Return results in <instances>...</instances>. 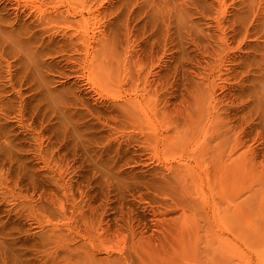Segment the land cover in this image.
I'll return each mask as SVG.
<instances>
[{"label":"rangeland","instance_id":"374dc122","mask_svg":"<svg viewBox=\"0 0 264 264\" xmlns=\"http://www.w3.org/2000/svg\"><path fill=\"white\" fill-rule=\"evenodd\" d=\"M178 1L0 0V264H264V0Z\"/></svg>","mask_w":264,"mask_h":264},{"label":"bare ground","instance_id":"6f19581e","mask_svg":"<svg viewBox=\"0 0 264 264\" xmlns=\"http://www.w3.org/2000/svg\"><path fill=\"white\" fill-rule=\"evenodd\" d=\"M46 1V0H45ZM122 1V0H121ZM73 2V1H72ZM186 2V0H179L178 2H177V6H176V11H175V13L177 14V16L179 17V18H182V15L183 14H185V13H183L184 11H185V6L183 7L182 5L184 4ZM209 2V1H208ZM185 5V4H184ZM50 7V6H49ZM90 7V6H89ZM60 8V7H59ZM55 9L54 8V10H51L50 12H48L47 14L45 13V15L43 16V18H41V22H40V24L41 25H44L47 21H49V19H50V17L52 18V16H56V15H62V17L63 16H66V11H67V9H65V11H63V9ZM171 8V7H170ZM35 9V8H34ZM48 9V8H47ZM90 9V8H89ZM188 9V8H187ZM31 11V10H30ZM38 11V10H37ZM89 11V10H88ZM188 11V10H187ZM41 12H43V11H41ZM45 12H46V9H45ZM68 12H69V10H68ZM70 14V13H69ZM69 14L67 15V16H69ZM80 16V15H79ZM8 17V16H7ZM81 17H82V15H81ZM20 18H21V16H20ZM68 18V17H67ZM82 18H84V16L82 17ZM81 18V19H82ZM7 19V18H6ZM9 19V18H8ZM12 19V18H11ZM39 19H40V17H39ZM56 19V18H55ZM62 19H64V18H62ZM0 20H2V18H0ZM19 20V19H18ZM51 20V19H50ZM65 21H66V19H65ZM10 22V21H9ZM8 22V23H9ZM18 22H20V21H18ZM21 23V22H20ZM16 24V23H15ZM47 24H49L48 22H47ZM4 25V24H3ZM12 25H13V23H12ZM9 26V25H8ZM37 26V25H36ZM36 26L34 27V28H36ZM4 27V26H3ZM1 25H0V36H1V39L3 38H9L8 39V42H13V43H10V44H13V46H14V44L18 47V48H21V49H23V51H25L27 54L29 53V54H33V58L37 55V53L39 52V53H41L42 54V50L43 49H41L40 51H39V48H36L35 50H33V47L34 46H36V45H34L33 46V43L34 42H38V41H40V43L42 42L43 44H44V42H45V40L47 41V43L45 42V44H46V49H44L45 51L46 50H49L48 49V47H50V44L49 43H51V42H53V41H55V43L56 44H58L57 46L58 47H53V48H51V49H56V48H58V50H60V52H61V50H64V49H62V47H61V42H63L64 40H65V42H64V44L66 43V38L65 37H60V38H57L56 36V38L54 39L53 37H51L50 36V34H49V36H47L46 35V37H48V39L46 38V37H44L43 36V34H44V32H46L48 29H46V30H42V28L40 27V30L37 32H33L32 33V35H31V32L33 31V30H35V29H31L32 28V26L30 27V25L29 24H24V22H23V24H18L17 23V25L15 26H10L8 29H4ZM6 27V26H5ZM30 27V28H29ZM46 27V24H45V26H44V28ZM48 27V26H47ZM50 27V26H49ZM37 28H39V27H37ZM36 28V29H37ZM32 30V31H31ZM24 33L25 34H29V36L27 37V38H21L22 37V35L23 36H25L24 35ZM49 33V32H48ZM52 33H53V31H52ZM103 33V32H102ZM46 34V33H45ZM54 34V33H53ZM52 34V35H53ZM68 34L69 33H67V36H68ZM71 34V33H70ZM69 34V35H70ZM104 35L105 34H102V36H103V38L105 39V37H104ZM65 36V35H64ZM99 36V35H98ZM26 37V36H25ZM100 37V36H99ZM98 37V38H99ZM46 38V39H45ZM65 38V39H64ZM97 38V39H98ZM107 38V37H106ZM0 39V40H1ZM4 39V40H5ZM69 40L71 39V38H68ZM68 39H67V42H68ZM78 39V38H77ZM76 39V40H77ZM9 40H11V41H9ZM72 40H73V36H72ZM71 40V41H72ZM2 41V40H1ZM6 41V40H5ZM96 41H98L96 44V46H94V52L92 51V53H93V55H92V57L91 58H93V60L94 61H92L94 64L93 65H95L94 66V69L97 71V72H100V73H102L104 70H105V67L107 68V64H106V58H108V55H107V52H106V50H107V48H106V46H107V43H106V46H105V44H104V41L101 39H99V40H96ZM95 41V42H96ZM4 42V41H3ZM7 42V41H6ZM7 42V43H8ZM76 42V41H75ZM39 43V42H38ZM37 43V44H38ZM54 43V44H55ZM36 44V43H35ZM42 44V45H43ZM44 44V45H45ZM53 44V45H54ZM70 44V43H69ZM74 46H77V44L75 43L74 44V42L72 43ZM41 45V46H42ZM52 45V46H53ZM73 45H71V46H73ZM16 46L14 47L15 48V50L14 51H16V49H18V48H16ZM40 46V45H39ZM38 46V47H39ZM62 46H63V43H62ZM9 47V46H8ZM37 47V46H36ZM67 47V46H66ZM69 47V46H68ZM67 47V48H68ZM10 48V47H9ZM42 48H43V46H42ZM44 48H45V46H44ZM11 49V48H10ZM12 50V49H11ZM57 50V49H56ZM73 50V49H72ZM71 50V51H72ZM77 50V49H76ZM18 51V50H17ZM16 51V52H17ZM78 51V50H77ZM73 52V51H72ZM87 52V51H86ZM90 52V51H89ZM24 53V52H23ZM22 53V54H23ZM44 53V52H43ZM79 53V52H78ZM91 53V54H92ZM16 54V53H15ZM34 54H36V55H34ZM40 54V55H41ZM90 54V53H89ZM43 55V54H42ZM13 56V55H12ZM19 56H20V54H19ZM18 56V57H19ZM22 56V55H21ZM23 56H25V54H23ZM22 56V58H24L25 59V57L27 56H25V57H23ZM37 56H39V55H37ZM17 57V56H16ZM39 58V57H38ZM38 58H37V61H38ZM20 59V58H19ZM36 59V58H35ZM66 59H68V60H72V59H74V60H72V61H74V62H76V61H78L79 59H80V56L78 55H73V54H71V55H69ZM18 61V60H17ZM21 61H24V60H22L21 59ZM41 61V60H40ZM33 62H35V61H33ZM43 63L45 62V60L44 61H42ZM71 62V61H70ZM91 62V63H92ZM72 63V62H71ZM31 64V63H30ZM40 64L42 65V63L40 62ZM37 65V64H36ZM45 65V64H44ZM33 66V68H34V66H35V64L34 65H32ZM27 68H30V67H27ZM38 68V67H37ZM36 69V68H35ZM34 69V70H35ZM31 70V69H30ZM22 71V70H21ZM119 104V108L123 111V112H125V113H127V112H130L132 109H135V108H139V109H141L142 107H141V100H139V99H137V98H131V97H129V98H125V99H123L120 103H118ZM131 109V110H130ZM89 110V109H88ZM87 110V111H88ZM130 110V111H129ZM140 111V110H139ZM236 164H237V166L239 167V168H242L243 167V160L242 159H240V160H238L237 162H236ZM252 197H253V194L251 195ZM252 203L253 202H251L250 203V206L252 205ZM255 232V234L256 235H259V238H262V237H264V228H262V227H260V229H257L256 228V230L254 231ZM93 254L92 252H91V250H84V251H82V256L87 260V264H94V262H95V260H94V254H93V256L91 255V254Z\"/></svg>","mask_w":264,"mask_h":264}]
</instances>
